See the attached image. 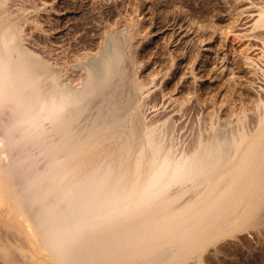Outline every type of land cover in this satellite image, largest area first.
<instances>
[{"label":"bare ground","instance_id":"bare-ground-1","mask_svg":"<svg viewBox=\"0 0 264 264\" xmlns=\"http://www.w3.org/2000/svg\"><path fill=\"white\" fill-rule=\"evenodd\" d=\"M13 1L0 0V264H211L220 239L264 232V86L244 88L254 96L237 105L233 131L213 123L190 150L174 141L171 151L165 128L177 113L146 107L169 72L138 58L158 32L106 31L100 58H53L34 42L50 35L27 32ZM213 2L227 17L212 30L215 51L201 44L211 74L259 71L264 85V1ZM185 70L184 80H203ZM161 93L154 104L165 105Z\"/></svg>","mask_w":264,"mask_h":264},{"label":"rangeland","instance_id":"rangeland-1","mask_svg":"<svg viewBox=\"0 0 264 264\" xmlns=\"http://www.w3.org/2000/svg\"><path fill=\"white\" fill-rule=\"evenodd\" d=\"M15 1H17V3L19 1L20 3H18V5L19 6L22 5V6L20 7H18V5L17 7L16 5L12 6L16 3L13 1L11 8L13 7L14 10L20 8L18 10L20 13V15L18 14V18H20L21 16V18L19 19V21L21 22L19 23H21L23 28L28 29L27 32H31V30L33 29H40V30L44 29L46 33L50 35L48 39H44L42 37H35L34 42L36 45L40 47V49L44 51L45 54L50 55L53 58L61 59V57L64 55L74 56L83 53V51L87 52L86 58L88 60L92 59L93 57H99L103 55L106 52L103 50L104 47L103 48L101 47L99 52L96 51H97V47L99 46L98 44L101 37H103L105 41L109 40V36H107L106 31L108 32L112 31L111 36H114V38L116 39H121V35H120L121 33L119 32L121 31V29L132 28V32L134 33L140 32L139 34L147 32L148 30L151 29H153L154 32H158L159 34L158 37L156 36L150 41L148 42L146 41L144 44L142 43L143 44L142 46L144 47H142L141 50L142 53L140 52L138 58L140 57L139 60L141 59L140 60L141 62L144 61L142 63L145 64L148 63V65L153 66L154 72H157L159 74L163 73L164 71L169 72L168 74L170 76L167 74L169 80L163 85L164 88L162 87V90L165 89L163 90V92L165 91L164 92L165 94L161 93L162 92L160 91L161 89L153 91L152 93L153 95H151L152 98L151 97L149 98L151 100H149V102L146 103V105L147 104L150 105L146 107H148L147 110H149L151 109V104L153 106H157V108L159 109L156 111L159 114H161L160 112H162V114H165V118H168L170 116L172 110L175 111V113H177L175 114L176 116L175 115L173 116V118H169L170 120L172 119L171 122L168 119V125L165 128V129L167 128L174 129V134L172 133V135L170 134L171 132H173L172 130L167 129L165 131V142L166 143L168 142V144L172 143L171 145L173 146V147L170 146L172 147L171 151H174V149L182 145H183L182 146L183 149L182 147L181 150L180 148L177 149V151L180 150L178 151L179 153L182 152L183 150L185 151V149L186 151L190 150V147L196 144L197 139L206 138L207 134L211 133L212 131L211 128L213 127L218 128L215 126H219L217 130H223V133L224 130L225 132L226 130L227 132H229L228 130L233 131L232 128L231 129L229 128L233 126L235 127L236 123L233 120H235V116H236L235 112L237 113V111L240 109L238 108V106L239 107L240 106L245 107V105L248 106L247 101L249 100L250 95L252 97L254 96L252 95V92H248V90L246 92L245 90L248 87L251 88L254 87L255 88L254 91H256V89H258L259 86H264L262 85V80L259 77L260 76L259 71H257L258 74L256 73L255 75L254 74L251 75L250 73L242 70L232 73L233 75L231 76L211 74L212 65L210 63V60L205 59L209 57H206L205 52L202 50L201 44L210 41V45L211 47H213V51H215L214 47L216 48V45L218 47L219 46L218 44H220V42L212 30L214 29L219 30L220 28L225 27L226 20H224V18L226 19L227 17V13L225 12V10H222L224 12H221V9L217 10L215 6H212L214 5L213 2L214 0L212 1L207 0L208 3L206 2V0L205 1L195 0L196 2L192 0L194 3L190 0L188 1L182 0L183 2L181 0L178 1L177 0H170V1L169 0H15ZM173 1L174 2L176 1L175 3L177 4V7H175L176 5L173 3ZM197 1H200L202 5L201 3L198 4ZM202 1L207 3L208 6L205 5L206 7L204 6L205 7L204 8L203 5L205 3ZM249 1L253 3L254 1L257 0H249ZM169 2L170 3L172 2L173 4L172 3L170 4ZM185 2H187L188 10ZM181 4L182 5L185 4L183 5L185 8ZM193 5L195 7L192 8ZM180 6L183 8H181ZM14 7H16V9ZM21 7L24 8L21 9ZM200 7L204 9L201 10ZM193 9L194 10L197 9V10L194 11ZM182 10L184 11L183 13L181 12ZM207 10L208 11L211 10V11L207 12ZM212 10L214 11V13H212ZM215 10L217 12H215ZM185 12H188L189 14ZM210 12L212 13L211 14L212 16L209 15ZM220 12H221V16H220ZM222 13L224 14V16ZM22 14L26 16H22ZM51 14L53 17H51ZM206 15H208L209 17L208 16L206 17ZM243 15L240 18L245 17V14ZM197 16L198 18H196ZM139 17H142V19L139 20ZM14 18L16 19V17ZM49 18L52 21H50ZM196 19L199 22H197ZM194 20L198 25L199 23L200 25L204 24L202 25L203 27L200 25L198 26L196 23H194L195 22ZM241 22H243L242 19ZM23 23H26V26ZM29 26L31 27L30 30H29L30 28ZM182 32L183 33L189 32L191 36L190 35L183 36ZM250 48L253 47L250 46L247 48L248 50L245 49L249 51L248 52L249 54L252 53V50ZM233 49L237 50L238 48H236L235 46V48ZM172 57L173 59H171ZM166 59H169L170 62H172L171 60H173L172 62L173 64H175L176 62L177 63L172 66H170L172 63H169L170 65L168 64V66L170 68L168 69L167 67L168 60ZM203 63L206 65H204ZM187 68L190 70L193 68L194 74L196 73L195 75H198L203 79L199 83L200 85L199 84L195 85V83L193 82L191 83L189 79L185 78L184 80V78H181L184 75V74L182 75L183 70L185 69L188 70ZM210 79H212V81ZM249 84H252L253 86L251 85L249 86ZM160 93L164 94V96L166 97L164 98L165 105H163L164 103L154 104L157 101L153 102L154 101L153 97L155 96L156 98V96H158L159 98ZM254 94L257 97L260 98L263 97L261 94L258 95V92L256 93L254 92ZM166 95L169 96L167 97ZM246 95H248L249 97ZM227 97L229 98L228 99L229 101H232L231 104L230 102L228 103V105H230L228 107H226L225 103H223V101H225ZM243 97H245V99ZM210 99H212L211 102ZM150 101L153 103H150ZM238 102L241 103L243 102V103L238 104ZM223 105L224 107H222ZM236 107L237 109H235ZM211 108L213 109V113L211 111L212 110ZM153 109H156V107H154ZM207 109L210 112H208ZM166 112L169 114H167ZM208 113L210 116H207ZM211 115H213L211 118L212 120L210 119ZM248 115H250L249 119L247 117V121L248 120L249 121L248 122L245 121L244 125L248 123L254 124V122H252L253 119L251 118L252 115L251 114ZM209 119L212 121V124ZM230 121L234 125L230 123ZM213 123L215 125H213ZM250 124H248V127L251 126L250 128H252L253 126ZM210 125H213V127L212 126L208 127ZM234 127L233 129H235L237 126L235 128ZM245 127L247 128V126ZM208 130H210V132ZM168 134H170L172 137ZM201 134L202 135L204 134L203 135L204 137L201 136ZM174 141L180 146L179 145L177 146L174 143ZM190 141L193 142V145L191 144L192 142L189 143ZM185 144L188 147L184 146ZM251 229H248V231L243 230L242 233H239L237 235L238 238L237 236L236 238L229 236L227 238L220 239L219 240L220 245L218 246V249H220V251L217 253V256H215V258L211 261V264H264V248H263L264 232L258 233L254 229L253 230ZM262 241L263 243H261Z\"/></svg>","mask_w":264,"mask_h":264}]
</instances>
